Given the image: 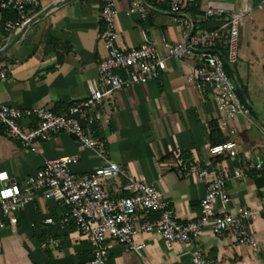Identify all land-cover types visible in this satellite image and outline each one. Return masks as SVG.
I'll use <instances>...</instances> for the list:
<instances>
[{
	"label": "crops",
	"instance_id": "crops-1",
	"mask_svg": "<svg viewBox=\"0 0 264 264\" xmlns=\"http://www.w3.org/2000/svg\"><path fill=\"white\" fill-rule=\"evenodd\" d=\"M201 1L200 5L221 8L227 14L245 6L254 9L239 29L236 52L240 51V61L245 65L227 68L241 98L249 105V117L224 120L218 114L210 94L194 83L195 54L185 60L167 61L157 80L106 96L99 109L103 122L92 127L101 143L96 149L59 134L39 143L38 153H34L0 131V172L8 173L12 182L22 184L42 168L44 160L76 158L78 163L72 170L78 176L109 161L131 177L154 185L182 223L198 220L200 201L207 189L206 183L191 173L192 168L209 163L217 173L231 175L236 169L244 173L243 178L229 180V203L223 209L217 202L215 210L230 215L240 209L251 211L257 252L240 246L231 233L217 238L205 231L190 244L171 247L152 233L136 238L144 245L140 255L107 240V264H190L194 250H201L217 264H264V10L255 9L261 0ZM113 3L120 49L139 48L145 38L158 42L161 33L172 43L182 41L169 0ZM137 3L150 10L146 20L130 13ZM100 7L101 0H40L38 17L13 34L7 44L3 24L14 16L0 9V47L4 46L0 64L8 71L7 79L0 82V103L23 110L46 108L66 113L86 101L90 84L98 76V64L105 57L100 41ZM193 21L198 33L219 29L225 18L207 19L202 13L194 14ZM226 36L221 32L222 49ZM81 121L84 123L83 118ZM211 125L218 128L223 143L235 144L234 158L209 153ZM123 184L121 178L108 179L104 188L115 197L125 196ZM64 213L55 200L38 194L33 203L13 214L15 225L7 222L0 229V264H84L90 260L93 251L74 225L60 226ZM48 218L53 225L44 223Z\"/></svg>",
	"mask_w": 264,
	"mask_h": 264
},
{
	"label": "built area",
	"instance_id": "built-area-1",
	"mask_svg": "<svg viewBox=\"0 0 264 264\" xmlns=\"http://www.w3.org/2000/svg\"><path fill=\"white\" fill-rule=\"evenodd\" d=\"M198 1L169 0L173 20L182 31L180 43L170 42L161 33L158 42L145 38L139 48L126 51L117 46L113 0H101L103 30L100 41L105 57L98 64V76L90 84L88 99L66 113L58 114L46 108L23 110L0 103V131L34 153H38L39 143L59 134L71 136L85 148L96 149L101 143L92 127L103 122L99 109L106 96L157 80L165 71L167 61L185 60L195 54L198 59L193 71L194 83L210 94L218 114L224 120L236 116L249 117V105L239 96V90L226 69L237 60L239 29L244 18L251 16L254 9L245 6L239 12L227 14L221 8L206 7L205 18L224 17L225 22L219 29H203L195 33V23L186 9ZM0 9L14 15L12 20L3 24L7 44L13 34L29 27L38 17L40 0H1ZM255 9L264 10V0ZM130 13L146 20L151 12L144 4L137 3ZM223 31L227 36L225 48L220 51ZM3 48L0 47V55ZM7 77V69L0 64V82ZM209 153L215 157L227 155L230 158L237 154L232 142L211 146ZM77 163L76 158L44 160L42 168L22 184L12 182L8 173L0 172V229L5 228L7 222L15 225L13 214L33 203L36 196L43 193L65 209L60 226L74 225L92 249V257L84 264H107L105 242L109 239L140 255L144 245L136 238L152 233H157L167 247L176 243L190 244L205 231L217 238L231 233L240 246L252 252L258 251V242L251 230V211L240 209L235 215H230L215 210L217 202L223 209L229 203L227 184L230 179L243 178L241 170L236 169L231 175L217 173L209 163L192 168L191 173L206 183L207 189L200 201L198 220L182 223L170 202L154 185L131 177L126 170L109 161L78 176L72 170ZM114 178L124 181L121 189L125 196L115 197L104 188V181ZM44 223L53 225L54 222L48 218ZM190 264L217 263L208 260L201 250H194Z\"/></svg>",
	"mask_w": 264,
	"mask_h": 264
},
{
	"label": "trees",
	"instance_id": "trees-1",
	"mask_svg": "<svg viewBox=\"0 0 264 264\" xmlns=\"http://www.w3.org/2000/svg\"><path fill=\"white\" fill-rule=\"evenodd\" d=\"M201 0H199L194 6H191L189 7V13L191 15V17L194 19V14H198V15H201L202 13H204L205 11V4L203 5H200V2ZM14 16V15H13ZM203 28V26H201ZM220 51H222V48H220ZM239 96L240 95V92H239ZM56 113V112H55ZM58 114V113H57ZM211 128V132H210V138H211V143H212V146H215V145H219L221 143H223V139L222 137L220 136V133L218 131V128L215 126V125H211L210 126Z\"/></svg>",
	"mask_w": 264,
	"mask_h": 264
},
{
	"label": "rangeland",
	"instance_id": "rangeland-1",
	"mask_svg": "<svg viewBox=\"0 0 264 264\" xmlns=\"http://www.w3.org/2000/svg\"><path fill=\"white\" fill-rule=\"evenodd\" d=\"M261 15H262V17L264 16V12L263 13H261ZM259 15H257V17H258ZM257 17H256V19H255V21L257 20ZM259 19V18H258ZM247 31V30H246ZM241 39V32H240V36H239V39H238V41ZM237 44H239V42L237 43ZM237 56L239 57L238 59V62H237V64L235 65V64H233V65H231L230 67H233V68H235L236 66H240V64L242 63V64H244L243 63V61H240V51L238 50L237 52ZM245 65V64H244ZM226 72H227V74L229 75V72H228V70L226 69Z\"/></svg>",
	"mask_w": 264,
	"mask_h": 264
}]
</instances>
